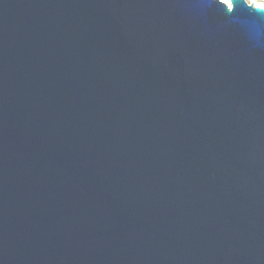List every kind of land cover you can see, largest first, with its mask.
Segmentation results:
<instances>
[{"label":"water","instance_id":"1","mask_svg":"<svg viewBox=\"0 0 264 264\" xmlns=\"http://www.w3.org/2000/svg\"><path fill=\"white\" fill-rule=\"evenodd\" d=\"M0 0V264H264V9Z\"/></svg>","mask_w":264,"mask_h":264},{"label":"rangeland","instance_id":"2","mask_svg":"<svg viewBox=\"0 0 264 264\" xmlns=\"http://www.w3.org/2000/svg\"><path fill=\"white\" fill-rule=\"evenodd\" d=\"M248 3H250V2H252L253 3V1L255 2V4H257V3H263L264 4V0H246Z\"/></svg>","mask_w":264,"mask_h":264},{"label":"bare ground","instance_id":"3","mask_svg":"<svg viewBox=\"0 0 264 264\" xmlns=\"http://www.w3.org/2000/svg\"><path fill=\"white\" fill-rule=\"evenodd\" d=\"M225 2L227 3V4H229L230 2H229V0H225ZM253 3L255 4V2L253 1ZM257 4H260V5H262L263 3H257Z\"/></svg>","mask_w":264,"mask_h":264},{"label":"snow or ice","instance_id":"4","mask_svg":"<svg viewBox=\"0 0 264 264\" xmlns=\"http://www.w3.org/2000/svg\"><path fill=\"white\" fill-rule=\"evenodd\" d=\"M260 7H261L262 9H264V4L260 5Z\"/></svg>","mask_w":264,"mask_h":264},{"label":"built area","instance_id":"5","mask_svg":"<svg viewBox=\"0 0 264 264\" xmlns=\"http://www.w3.org/2000/svg\"><path fill=\"white\" fill-rule=\"evenodd\" d=\"M258 5V4H257Z\"/></svg>","mask_w":264,"mask_h":264}]
</instances>
